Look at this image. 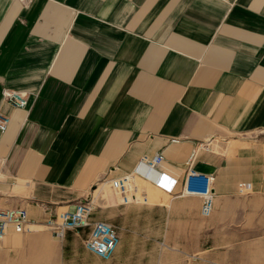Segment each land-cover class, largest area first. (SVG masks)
<instances>
[{"label": "crops", "instance_id": "0c3cea01", "mask_svg": "<svg viewBox=\"0 0 264 264\" xmlns=\"http://www.w3.org/2000/svg\"><path fill=\"white\" fill-rule=\"evenodd\" d=\"M5 88L26 92L28 106L3 104ZM0 108L11 116L2 206L25 207L37 226L90 198L94 219L120 235L103 264H144L149 245L161 248L144 236L164 226L154 214L168 227L181 197L156 181L182 177L194 151L217 196L240 183L264 195V0H0ZM158 153L165 161L142 180L154 203L122 205L110 187L98 215L94 187ZM163 192L176 197L165 203ZM85 236L35 229L25 239L58 243L55 264H65L92 255Z\"/></svg>", "mask_w": 264, "mask_h": 264}, {"label": "rangeland", "instance_id": "374dc122", "mask_svg": "<svg viewBox=\"0 0 264 264\" xmlns=\"http://www.w3.org/2000/svg\"><path fill=\"white\" fill-rule=\"evenodd\" d=\"M213 144L218 146L222 145V142L215 139ZM133 185L139 192L145 190L148 200L144 202L141 199L132 204L141 209L145 205L154 203L153 186L147 185L139 178L134 179ZM97 187L99 190L95 192V196L100 207L96 210L101 216L103 210L108 209L110 186L100 181L94 189ZM239 188L233 195L219 197L215 194L214 209L209 216L203 215L200 198L184 195L179 197L178 203H173L174 210L168 221V227L166 214L163 217L161 213L154 214L164 226L159 228V232L148 230L144 236L158 238L161 248L154 250L149 245V248L143 251V263L264 264V195L255 192L248 185L244 191ZM163 194L166 197L165 203L171 202L176 197L165 192ZM197 207H199L198 213ZM64 210L65 208H59L58 212ZM182 211L189 213L186 217H181L179 215H182ZM143 215L147 218H143L142 221L147 224L151 213L145 210ZM35 229L50 231L45 222L37 226L31 225V231ZM31 231L10 230L6 237L0 239V264H55L59 256V244L49 243V249L44 248L45 244H32L25 239ZM12 236L18 237L19 241L15 243ZM103 262L89 255L85 260L66 261L65 264H103Z\"/></svg>", "mask_w": 264, "mask_h": 264}, {"label": "built area", "instance_id": "2783aa9c", "mask_svg": "<svg viewBox=\"0 0 264 264\" xmlns=\"http://www.w3.org/2000/svg\"><path fill=\"white\" fill-rule=\"evenodd\" d=\"M2 103L15 108L25 109L28 106V94L26 92L5 88L2 91ZM11 124V116L0 108V136L3 135ZM201 146H204L201 144ZM196 159L194 151L188 159V168L182 177L170 176V182L162 180L156 183L170 193H177L184 196L198 197L202 200V213L209 216L215 205V175L201 172L193 167ZM165 161L163 154L158 153L152 157L144 156L139 165L146 167L145 173L137 169L120 177L110 179V187L117 195L122 205H126L143 199L147 202L148 195L145 190L138 191L133 185L135 173H139L145 179L150 180L151 171L159 170ZM239 189L244 191L246 183H240ZM139 192V194H138ZM95 203L90 198H85L76 204L74 210H64L55 216L49 217L45 224L52 235L60 240L67 237L69 232L77 235L86 234L84 246L86 250L95 257L108 261L113 258L117 246L120 243L118 229L112 223L94 219ZM31 221L28 211L23 206L4 207L1 204L0 195V239L10 230L15 232H26L31 230Z\"/></svg>", "mask_w": 264, "mask_h": 264}, {"label": "bare ground", "instance_id": "6f19581e", "mask_svg": "<svg viewBox=\"0 0 264 264\" xmlns=\"http://www.w3.org/2000/svg\"><path fill=\"white\" fill-rule=\"evenodd\" d=\"M137 171H138V172H143V173H145V171H146V167H145L144 165H140L139 168L137 169ZM158 171H159V170H156V169H154V170L151 171V175H150L151 179H153V178H152L153 174L156 173V172H158ZM136 178H139V179H141V180H145V181H149V182H151L150 180L145 179V178H144L143 176H141L139 173H135V175H134V179H136ZM157 180H158V179H157ZM4 237H6V235H5ZM4 237H3V238H4ZM3 238H1V239H3Z\"/></svg>", "mask_w": 264, "mask_h": 264}]
</instances>
